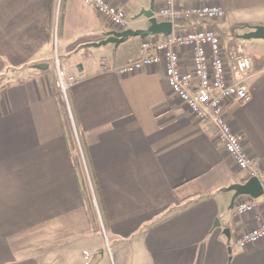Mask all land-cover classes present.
<instances>
[{"label": "crops", "instance_id": "0c3cea01", "mask_svg": "<svg viewBox=\"0 0 264 264\" xmlns=\"http://www.w3.org/2000/svg\"><path fill=\"white\" fill-rule=\"evenodd\" d=\"M107 1L125 12L133 30L149 27L144 17L135 19L142 10L154 4L156 13L164 4ZM178 3L223 7V19L177 22L175 32L213 27L225 48L264 27V0ZM110 30L122 29L84 0H0V264H73L75 256H89L86 264H264V240L243 249L231 234L256 225V215L264 219V195L254 199L253 213L235 217L229 188L249 175L226 155L214 126L171 90L163 64L116 72L142 56V40L91 45ZM244 47L253 61L245 82L251 98L229 104L226 114L264 172V41ZM179 52L191 69L189 51ZM101 59L111 70L96 63ZM74 74L83 77L70 87L67 104L82 147L66 131L70 117L58 92ZM259 178L264 184V173ZM23 243L31 253L25 259Z\"/></svg>", "mask_w": 264, "mask_h": 264}, {"label": "built area", "instance_id": "2783aa9c", "mask_svg": "<svg viewBox=\"0 0 264 264\" xmlns=\"http://www.w3.org/2000/svg\"><path fill=\"white\" fill-rule=\"evenodd\" d=\"M92 6L106 21L119 29L128 26L124 11L112 6L107 0H84ZM179 0H164L160 10L155 13L156 19L172 22L173 33L164 37L154 36L142 40V56L123 66L116 72L129 75L145 68L164 65L167 83L171 90L183 102L191 114L201 121L210 122L215 128V135L223 145L226 155L235 167L245 171L249 177H259L264 173L256 166L253 158L245 150L240 135L234 131L227 119V106L231 103H246L251 95L246 87V80L253 69L252 58L245 47L234 38L231 47L225 48L222 37L213 27H199L193 30L175 32L177 22H189L197 19L202 23L217 22L223 19L226 11L215 4H207L195 8H182ZM188 50L191 54L192 66L186 70L181 63L179 49ZM103 70H111L110 65L101 59L96 61ZM82 75L70 76L62 86L74 85L82 79ZM264 208V198L262 202ZM256 207L254 199L244 200L240 197L234 205L235 217H243L253 213ZM254 223L248 231L235 236V244L246 249L264 240V219L256 215Z\"/></svg>", "mask_w": 264, "mask_h": 264}, {"label": "water", "instance_id": "95a60500", "mask_svg": "<svg viewBox=\"0 0 264 264\" xmlns=\"http://www.w3.org/2000/svg\"><path fill=\"white\" fill-rule=\"evenodd\" d=\"M144 17L148 23V28L133 30V29H124V30H110L103 34V40L91 44L93 47H102L109 44L119 46L126 43L130 39L139 38L145 40L150 37L163 35L168 37L173 33V24L172 22H159L155 17V7L154 4L151 5L150 9L142 10L135 19ZM242 40H263L264 41V27L258 26L253 28L251 31L238 36ZM229 191H234V195L231 200L230 209L232 210L235 205L236 199L240 197L248 196L251 199H257L264 195V184L259 177H251L243 184H236L229 188ZM217 226H220V223L216 222ZM224 233L228 236L230 233L229 228L224 229Z\"/></svg>", "mask_w": 264, "mask_h": 264}, {"label": "rangeland", "instance_id": "374dc122", "mask_svg": "<svg viewBox=\"0 0 264 264\" xmlns=\"http://www.w3.org/2000/svg\"><path fill=\"white\" fill-rule=\"evenodd\" d=\"M241 32V29H238V28H236V31H235V34H237V33H240ZM228 33V32H227ZM240 35H243V34H240ZM234 35H226L225 37H228V39H232V37H233ZM257 42H263V41H258V40H256V39H251V40H242V39H237V43L238 44H242V45H244V46H246L247 45V47H248V45H250V49H252L251 48V45L252 44H256ZM67 82V81H66ZM0 84H1V82H0ZM70 85L67 83L66 84V87H65V89H63L62 87H59L58 88V92H59V95H60V98H61V100L63 101V104H64V110L66 111L67 110V112H69V114L66 112V114L70 117V119H68L69 121H70V125H71V133H72V138H73V140H74V142H76V144L79 146V142H80V140L78 139V137H79V134L77 135V133H76V126L75 125H73V123L71 122V114H70V106L67 104L68 103V99H67V94H68V92H69V89H70ZM79 141V142H78ZM80 147H82L81 146V142H80ZM83 150H81L80 151V154H82L83 152H82ZM82 172H83V176H84V180H85V186H86V189H87V192H88V196H89V199H90V204H91V206H92V208H93V211H95V214H96V216H97V218H98V220H99V217H100V211H99V204H98V202H97V199H96V196H95V193H94V186H93V183L92 182H90V178H89V175L86 173V171H87V167H85V164H84V166H83V162H82ZM85 168H86V170H85ZM24 243L21 245V246H19V248L18 249H20V251H22V253H20V255L19 256H23V259H25L26 258V256H27V254H31V253H28V252H25V248H24ZM17 249V248H16ZM37 249H39V247H37V248H33V249H29V250H32V252L33 251H35V250H37ZM75 260H74V263L73 264H86L85 262H90V260H89V256L88 257H86L85 259H84V261L83 260H78L77 258H76V256H75V258H74ZM93 258H91V260H92ZM117 261H119V260H117ZM50 264H59V263H50ZM68 264V263H67ZM91 264H99V262L98 261H94V262H92ZM110 264H118L117 262H114V260L113 259H111L110 260Z\"/></svg>", "mask_w": 264, "mask_h": 264}, {"label": "trees", "instance_id": "16d2710c", "mask_svg": "<svg viewBox=\"0 0 264 264\" xmlns=\"http://www.w3.org/2000/svg\"><path fill=\"white\" fill-rule=\"evenodd\" d=\"M65 127H66V131H67V133H70L71 132V129H70V126H69V124L67 125V123L65 122ZM195 198V200H197V199H199L200 197H202V196H200V197H198L197 198V196H194ZM191 201H192V199H186V200H183V202H182V204L180 205V207L181 208H183V207H186L187 205H189L190 203H191Z\"/></svg>", "mask_w": 264, "mask_h": 264}]
</instances>
